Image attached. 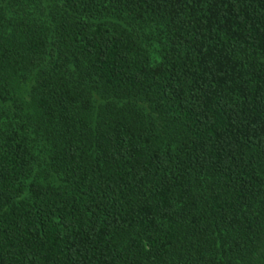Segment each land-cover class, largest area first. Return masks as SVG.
I'll return each instance as SVG.
<instances>
[{
	"label": "trees",
	"instance_id": "16d2710c",
	"mask_svg": "<svg viewBox=\"0 0 264 264\" xmlns=\"http://www.w3.org/2000/svg\"><path fill=\"white\" fill-rule=\"evenodd\" d=\"M0 264H264V0H0Z\"/></svg>",
	"mask_w": 264,
	"mask_h": 264
}]
</instances>
